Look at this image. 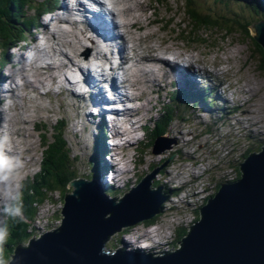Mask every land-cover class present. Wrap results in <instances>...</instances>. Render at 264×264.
<instances>
[{
  "label": "rangeland",
  "instance_id": "1",
  "mask_svg": "<svg viewBox=\"0 0 264 264\" xmlns=\"http://www.w3.org/2000/svg\"><path fill=\"white\" fill-rule=\"evenodd\" d=\"M34 1L37 3L40 1L42 2L43 0H34ZM73 1L74 0H56L57 3L59 2L58 4L56 3L57 9H54V11H50L46 14H44L43 12L40 18L39 26L30 33V37L28 39L29 43L30 41L32 40L35 41L36 38L40 37L42 38V41L40 42L43 44V47H46L45 45H47L48 51L49 48L55 47L58 51L62 50L63 52L72 55L71 49L65 43L70 41L73 43L75 41L77 43L78 42L81 43V45L83 46L81 52L86 53L88 48L83 43V41L85 39L84 35L88 34L87 31L79 32L75 34L74 37L71 36L70 33L69 35H64L63 26L71 25V19L67 17L64 18L63 20H58L60 17H64L68 13V11H70L69 7L67 6L68 5L72 6L74 4ZM173 1H175V3ZM173 1L166 0V4H168L170 7L173 6V9L175 11L177 0H173ZM200 1L205 2L208 5H212V6L216 5V6L224 7V5H222V3L220 2L221 0H200ZM49 2H50L49 5L50 7L56 6V5H52L54 0H49ZM137 2L142 4L143 7H145V11H147L146 15L149 18L150 17L153 19L156 18L158 20L157 24L153 25L148 29L142 30L141 32L139 31L133 32V34L135 33L134 36L135 40L141 41L142 39V41L143 40L150 41L149 44L148 43L144 44L148 49V51L145 52L144 56L145 57L158 56V55L164 56L165 53H161V52L165 51L166 48L168 47L170 49H175L177 53H186V58L189 57L191 62H194L198 58L199 59L201 58L200 60L204 63V65H199V67L201 68L205 67L207 68V70L209 68V72L210 70H214L213 73L218 72V74L220 75L221 74L219 73L220 70H221L220 72H223V70H225L226 68L232 70V72L229 73L230 75H226L225 73H222V75L226 78L224 84L220 83L217 77H213L207 74L202 75V77L205 78V81H203V83H205L204 87H208L214 93L216 92L213 90L214 86H219V85L221 86L222 84L226 85V82L229 84L230 83L235 84V90L238 89L237 91L238 98L237 101L234 102L230 100L229 104L233 105L235 108L237 106L238 109L241 108L239 109L240 112L237 111L235 112L234 109H231L229 107H228L229 110H225V107L221 104L219 100L218 101L214 100L217 104L214 106V109H208L207 107L202 108L201 106L194 108L193 106L188 105L186 101L184 103L179 104V102L175 100L176 101L175 103H177V105L180 107V109L177 110L176 114L180 115L182 119H186V121L189 120L188 125L186 124V121L180 120V121H175L173 127L171 128L172 122H170L167 126V130H168V137L169 139L172 140V143L167 146L168 148L165 149L164 152L155 154V151L153 150L152 147L154 140L153 132H154L155 123L149 125L150 129L148 128L146 139H141V136L143 135L141 130L145 129L144 128L145 125L146 127H148L147 125L153 119V117L157 119L158 118L156 117L157 114L161 111V108L164 107V105H161L159 107L158 112H155L158 99L159 101L162 100L160 97V94L163 90V88L160 87L161 82H164L166 85L167 84L171 85L175 83L174 78H172L171 81H168L165 78L162 67L164 66L167 70L170 71L171 69H173L174 75L176 77V83L179 82L178 80L179 77H177L176 75H181V78L184 82L190 80L188 75H183L185 71L182 72V70H180L181 68L178 69L168 64H163V66L160 65L158 67V72H157L159 75L161 76L163 75V79H161V81H159L155 85L154 91L147 102L145 100H141L142 105L145 103V105L143 106H145L146 108H140L138 111H134L133 114L132 111H129L125 115L120 116L122 119L123 118L125 119L127 117L131 118L134 116V114H136V116H138V123L137 124L130 123V119H129V122L123 125L126 128L127 133H124L123 135H120L118 132L116 133L119 134L120 137H123L121 140L119 139L118 141L119 143L122 142L121 149L116 150L114 146H113L114 149L113 147L111 149L109 143H106L107 144L106 147L108 148V151H111V156L113 158L112 161L117 163L116 160H121V161L123 160V164H124L123 170L127 169L128 172L125 175L123 170H121L122 171L121 174H124L121 176V178L120 176H115L114 175L115 172H113L112 176H109L110 179L103 180L104 179L103 178L101 181L105 185H109V180L110 183H112L114 180V176L116 177L117 180L120 178L119 182L121 184L125 183L128 187H130L125 190L128 192L131 191L138 184L136 182L138 176L142 178L145 177V175L150 173V169L152 166L159 165L157 167H161V168L153 175L150 183L153 190H157L159 187L161 188V193L165 197V200L162 202L165 211L163 214H161L162 219L159 220V222L155 224L154 229H151L150 231L154 233V235L158 236V237L154 236L157 240L166 241L165 243H160V244L169 245V243L174 242L175 238L178 236L176 234V229L181 227L186 222H188L189 219H193L192 212L190 211L189 208V204L191 205L193 203L194 206L198 202L197 200L207 199L214 193L215 184L218 183L216 178L221 172L224 171V170H220L219 172L216 173L217 169L215 168L222 161V159L225 160L226 167H230L232 162L236 164V166L243 163L242 161L244 157L243 155L246 152V149L244 147L237 146L235 142V136L237 135H239L240 137L248 136L249 138L248 141L250 142L248 150H254L264 145V134H263L264 133V70L260 68L259 61L254 58L253 60H251L252 58L250 59L248 58L250 64L248 65L247 69H245L246 65L248 64V59H247L248 56L245 55V53L243 52L241 53L240 51H237V53L240 56L238 57L236 54H234L236 51H233L232 49L222 48L221 44L218 43L216 40H214L215 42L212 41V43L209 42L210 41L208 40V37L210 35L209 33H208L209 35L205 37V36H201V34L198 32L199 34L195 33V36L191 37L189 33H184L180 28L179 31H176V29L171 26L170 27L168 26V28H166V25H163L165 22L164 19H162L163 13L158 12L157 14L156 12L153 11L155 7H157L156 8L157 10L160 9L158 8L159 5L156 2V0H138ZM234 2L238 3V1H234ZM61 7L65 8V12L63 14H62L63 9L61 10L59 9ZM230 8H232V10H230ZM227 9L230 10L231 14H228L226 13V10L222 11L221 9H217L218 12L216 13L226 18H230L234 16L233 14L240 13L246 16L247 21H250L252 23L260 18L258 16L257 17L253 16L254 17L253 21L249 20L248 16L249 14L252 13V10L250 9L248 11H245L246 10L245 7L243 8L237 6L236 3H232L229 8L227 7ZM174 11L170 14L168 13V15H166L165 17L169 18V16L171 17L175 16ZM200 11L202 15L208 14V13L206 14L202 9H200ZM32 15L33 13H29V16ZM183 16H184L183 13H180L177 16H175L176 18L175 22H178ZM53 18L56 20L57 26L55 29L52 28L50 33L52 32V30H54L58 34L51 35L46 40L45 36H43L42 34L43 31L42 26L44 24L49 23L50 20ZM217 19H222V18H217ZM161 21L163 24H161ZM185 21L188 22L186 18ZM239 27L243 28L245 26L243 25ZM236 29L245 32L241 28H236ZM250 29L248 31H250ZM165 30H167V32H163ZM170 33H172L175 36H183L182 37L183 43L180 41L177 42V39L173 42L171 41V39H169L167 43L162 42L161 41L162 38L166 39V37ZM190 40L192 41L194 40V43H191ZM195 41H197V43ZM216 42L218 44H216ZM27 45L28 43H22L16 49L10 50L8 57H10L9 61L12 65L6 66V68L4 66V68L0 70L1 71L0 72V82H1L0 103L2 102L1 99H4L3 98L4 94H7L10 97H12V99H8L5 101L3 100L2 104H0V112H3L4 110H9L11 108L17 109V111L11 110L10 113L7 114L8 117L7 116L6 117L7 118L10 117L13 121L15 119H18L20 122L19 125L15 127L17 129L16 132L20 135L19 138L17 139V143L19 145V150H20L19 153L21 155H17L16 157L18 164L17 169L19 171V174L16 175L15 177L16 184L19 185L20 193L24 188L22 183L27 182L30 178H34L35 176H37V174L40 173L41 164H42L41 162L43 160L44 152L46 151V147H45L46 144H44L43 133L41 138V135L39 134L40 132L37 131V128L35 126L37 125L47 126V129L51 128L52 130V127L59 125V122L57 123V120L60 121L65 120V122H67L65 136L72 151V158L73 159L76 158L77 161H79L78 162L79 165L77 167L79 168L80 174L84 176V174H86L87 172V170L84 169L86 160H88L91 156L94 155L95 149L92 144L93 141H95L96 139V138L94 139V137L96 136V132L99 130V127L102 125L103 122L108 123L107 119L100 114H98L96 119H93L92 114L89 113L88 110L86 111L80 109L76 110L77 105L74 106V104L70 103V99L66 97L67 96L66 92H71V91H68V87L67 88L63 87L64 86L63 82L57 85H61V84L63 85L60 86V89L62 90L64 88V91H62L64 94H61V91L60 94H58V89L52 90V86H51L50 92L52 91V93L49 94L48 96H43L42 91L38 90L40 89V87H37L36 91H33L31 89L26 90L25 87L23 86V81L21 78H18L14 84L8 82L7 78L11 70L12 73L14 70L12 69L13 64L16 65V67H18L19 66L18 64H20L22 68L28 70V67L26 66L24 61L20 59L21 57L31 58L30 50L34 45L29 44L28 47ZM151 47L157 49V51L150 52L149 50L151 49ZM89 48L91 50L98 51L97 49L98 46H96L95 44H91ZM1 53L2 51L0 50V56ZM54 55H55L54 53L52 55L49 53V56L52 58V60L58 62V58ZM192 57L196 58V60H193ZM256 57L258 58L259 56ZM239 59H241V63L245 65V67H243L242 69V70L245 69V71L239 70L240 67L242 66L241 64L238 63ZM45 62H51V59H49L48 57L46 58ZM73 62L75 64V67L70 66V68L59 71L58 73L61 75V78L63 79L65 77V74L66 73L68 74L69 72L70 76L69 77L66 76L64 79L66 81L67 78L66 83L72 89H75V87L71 85L72 83L71 84L68 83V79L69 81H72L74 83L73 80L75 77L73 73L75 72V69L84 66V64H80V62H78V60L75 59ZM217 62L219 63L228 62V63L225 64L222 63L225 65L224 68L223 66L217 65L216 64ZM97 63L101 65L103 62L97 61ZM195 63L197 62H194L193 64L194 67L198 68L196 67ZM237 63L239 64V67L236 66L235 68V64ZM232 64H234V66H232ZM248 70L250 71L248 72ZM65 71L67 72L64 73ZM204 73H206V71ZM24 74H26V72H24ZM26 76L28 78V81L31 82L34 81L33 78L31 77V74L28 73V75ZM202 77H195L192 78V80L195 81L196 78H202ZM250 79L254 81L255 85L251 86V83L247 81ZM90 83H91L89 84L90 86L87 88H90L102 100L101 104L99 105L95 104L94 107L99 108L97 112L101 111L105 113L106 112L105 108H107L106 107L107 96L100 94L102 92L95 88L96 84H99V82L91 80ZM256 84L258 85L256 86ZM47 85L49 86L51 84L48 83ZM17 86H19V89L17 91H14L13 94L2 93L3 89L6 87L15 89ZM45 87H41V88H45ZM250 87L258 88V91H253L256 93V95L252 93L245 94V92L244 94L241 93L242 90L248 91V88ZM157 94L159 95L156 97L154 103L153 97ZM164 99H166L165 96ZM153 107L154 110L149 116V112L147 110H151ZM206 111H209L211 115L207 114ZM244 112L246 115L244 114ZM88 116L90 117L86 118ZM196 116H198V119H196ZM22 117L23 120L21 119ZM107 118H109V116ZM210 119H213L214 121L213 120L210 121ZM218 119L221 120L223 119L222 121H225V123H221L223 125L221 130H219L220 122H217ZM164 120H167V118L163 119L161 123ZM205 122H209V123H205ZM93 126H96L95 131L93 130ZM174 127L176 128L175 130L178 132L180 136V141L175 139L172 135H169V132ZM182 127H185L184 131ZM198 127L201 133V137H199L200 136L199 132L197 130H194L195 128ZM7 129H8L7 126L0 127V133H1L0 158H6V153L1 144L3 141L10 139L8 136L10 132H8ZM220 135L222 136L220 137ZM46 136L48 140L51 134L49 133ZM106 136H109L108 132ZM134 136L136 137L135 139ZM48 141L49 143H53L52 138H49ZM143 142L146 143V146L142 147L143 149L142 151L140 144ZM28 151L32 152L33 155L32 158H27L25 156ZM105 161L109 164L106 158ZM81 164L84 165L83 168L80 166ZM116 167L121 168V164ZM202 172L204 174L200 176ZM226 172L228 173V175H226L227 178H231V175L233 174L232 171H226ZM229 173H231V175ZM0 189L2 190V185H0ZM177 190L178 191L181 190V191L177 195H175L178 192ZM108 192L109 190H107V193ZM58 195L59 194L55 193V195L53 194L51 196L52 199L51 201H53V203L46 202L45 204L39 206L38 214L32 228L33 233L36 230L35 232L36 235H40V234L43 235L46 233L45 232L46 230H50V226L57 225L58 222L55 220V217L58 214L59 210H61V208L63 207L59 202L60 199ZM112 198L120 200L123 197L119 195H114L112 196ZM61 201L64 202L63 200ZM3 207H4V202L0 198V209H2ZM169 209L170 211H168ZM15 219L16 218L5 216L2 213V211H0V226L7 227L9 225L8 223H10L11 221L14 222ZM135 228L132 229L130 236H126L122 238V240L131 239L132 237L133 238L139 237L135 239L136 241L133 242L129 240L128 241L132 244H140V242L143 241L142 240L143 237L141 236L147 235L146 232L149 229L143 226L142 227L137 226ZM155 229H158V231L155 232ZM120 239L121 236L115 235L114 238L110 239V241L107 244V247L108 248L120 247L119 243L117 242L118 240L120 241ZM146 244L149 246L150 243L143 242L141 243L140 246ZM175 250L177 251L179 249H175ZM0 259H2L1 253H0Z\"/></svg>",
  "mask_w": 264,
  "mask_h": 264
},
{
  "label": "water",
  "instance_id": "2",
  "mask_svg": "<svg viewBox=\"0 0 264 264\" xmlns=\"http://www.w3.org/2000/svg\"><path fill=\"white\" fill-rule=\"evenodd\" d=\"M156 2L163 16L174 11L166 0ZM176 2L174 15L183 13L185 17L175 22V16H164L168 26L191 37L195 33L205 37L210 34L209 42L216 40L222 48L236 51L238 57L240 51L247 59H257L264 70V23L255 24L245 33L221 22L218 25L214 19L203 21L201 12L187 0ZM249 59L246 67L239 59L240 71L247 69ZM168 145L156 149L155 154L164 152ZM160 168L143 177L118 203L107 198L94 182L82 179L71 183L69 188L74 191L63 200L62 227L20 247L10 264H264V148L241 165L242 181L224 184L201 208L203 220L193 226L181 249L155 256L140 248H107L116 234L161 213L165 197L160 187L153 190L150 183Z\"/></svg>",
  "mask_w": 264,
  "mask_h": 264
},
{
  "label": "bare ground",
  "instance_id": "3",
  "mask_svg": "<svg viewBox=\"0 0 264 264\" xmlns=\"http://www.w3.org/2000/svg\"><path fill=\"white\" fill-rule=\"evenodd\" d=\"M137 1L138 0H100V1L94 2L92 0H85L86 8L88 10H84L82 2H79L76 5V7L74 8L75 12L80 13V14L88 13L85 16V19H83V21L80 23L81 26L84 28L80 29V27L76 26V24L71 21V25L63 26L64 27V30H63L64 35H69V33H70L71 36L74 37L75 34H77L79 32H86L88 30L90 32L91 36H89L88 34L84 35L85 39L83 41V43L87 46L86 43L92 42L93 38L95 39V37H96L95 33H96V35L100 36L102 39H105L106 45L104 46V49H103V51L105 53L102 52L101 50L100 51L99 50L94 51V50L90 49L91 56L86 58L85 55L83 54V52H81V49L83 48V46L81 45L80 42L77 43L75 41L73 43L71 41L65 43L71 49L72 55H69V54L63 52L62 50L58 51L55 47L49 48V51H48L47 45H45L46 47H43V44L40 42V41H42V38L38 37L35 39L36 45L30 50V52H34V51L37 52V59H36L37 62L44 63L43 60L49 57V59H51V61H52L51 65L48 64L45 66V68H44V66L40 67L39 64H41V63L36 64V62L33 63V61L30 60L29 57L28 58L27 57H23V58L21 57L20 59L24 61V63L28 67V70L27 69L25 70L24 68H22L20 66V64H18L19 65L18 67H16V65L13 64L12 69L15 70V68H16V70L15 71L13 70V73L11 70V72L7 78L8 82H11L12 84H14L18 78H21L23 81V86L25 87L26 90L31 89L33 91H36L37 87H45L48 83L51 85H49V86L47 85L46 87H48L50 89L51 86L53 88L55 85L64 81V83H65L64 88L68 87V91H71V92L76 90V88L78 91V89H80L78 87V85H80L81 83L83 84V86H85L84 88H87L90 86L89 84H91L90 83L91 80L99 82V84H96L95 88L100 90L102 92L101 93L102 95L107 96V99H106L107 100L106 101L107 102V104H106L107 108H105V111H106L105 113L100 111V112H98V114L102 115L108 121V123L103 122L102 125L99 127V130L101 127H103V128L105 127L106 135H107V132L109 133V136H107V143H108L109 139H111V135L113 134L112 133L113 130H114V133L118 132L120 135L127 133V130L123 125L128 123L129 119H131L130 117H127L128 119L127 118L122 119L120 117L121 115H125L127 112L126 113H122V112H116L115 113L114 112L115 113V114H113L115 117L114 123L112 124V126H110L111 111H113V109L115 107L120 108L121 104L127 103L130 99V97L128 99L125 96V93H123V89H122L121 85L123 86V84H124L126 88L131 90V94H130L132 96L131 101L135 102L136 99H141V100H145L147 102L149 100L151 94L154 91L155 85L159 81H161V79H163V75L161 76L157 73L158 67L160 65L163 66V64H168V65H170L174 68H178V69L181 67L180 70H182V72H184V71L186 72V73L184 72L183 75H188V77L190 79H191V77H193V78L202 77L203 74H207V75H210L213 77H217V79L219 80L220 83H222L225 80L223 77H221V75L218 74V72L217 73L209 72L207 70V68H205V67L195 68L193 65L194 62H191L189 57L186 58V53H177L175 49H170L167 47L165 51L160 50V51H162L161 53H167L169 55H172L175 58V63L164 62L163 58L159 55L158 56H147V57H145L144 54L146 51H148V49L146 48V46L144 44H146V43L149 44L150 41H148V40L142 41V39H141V41L135 40L134 39L135 33L133 34V32L134 31L141 32L142 30L148 29V28L152 27L153 25L157 24L158 20L156 18H154V19L151 17L149 18L146 15L147 11H145V7H143V5L138 3ZM74 2H76V0H74L73 3ZM103 3L108 4L110 6V8H111L110 12L108 9H106V6H104ZM156 8L157 7H155L153 9V11L158 14L159 11ZM165 14H166V12L164 13V16H165ZM75 15H76L75 13L72 14L70 11H68V13L64 17H60L58 20H63L64 18H67V17H69L72 20V18ZM164 16L162 17V19H164V21H165ZM90 17L98 21L97 26L95 25V23H94L95 26L88 24L91 21ZM161 24H163L162 21H161ZM163 25H166V28H168V25L165 22ZM56 26H57V23H56V20L54 18L51 19L49 23L44 24L42 26V29H43L42 34H43V36H45L46 40L49 38V36L58 34L54 30H52V32L50 33L51 29L52 28L55 29ZM67 26L74 27V29L68 30ZM163 32H167V30H165ZM178 37L179 36H175L172 33H170V34H168L166 39L162 38L161 41L164 43H167L168 40L171 39V41L173 42ZM150 38H152V37H150ZM96 39L99 40L98 37H96ZM92 44H94V43L92 42ZM41 47H43V48H41ZM160 48H161V46H160ZM149 51L154 52V51H157V49L151 47V49ZM49 53L51 55L54 53L55 54L54 56H56L58 58V62L53 61L52 58L49 56ZM114 58H116L118 60V64L115 68H111V73L113 75H115V71L117 69H123L125 71L124 73L126 74V76H125L126 80L123 84L120 82L121 85L115 81V77H113V80L111 81V84H110L109 80H108L109 77L101 72V66L103 64L110 63L112 61V59H114ZM74 59L78 60V62H80V64H84V66L80 67L79 70H77V71H81L80 72L82 74L81 75V82L77 81V82H74L75 83L74 84L72 81H69V79H68V83L69 84L72 83L71 85H73V87H75V89H72L66 83L67 78H66V81L64 79L67 76V74H65V77L62 79L61 75L58 72L65 70V69H68V68H70V66L75 67V64L73 62ZM186 59H187V61H186ZM200 59L198 58L196 60V58H193V60H196V62L199 63V65H204V63ZM225 59H226V57H225ZM97 61H102L103 63L100 65L99 63H97ZM114 63H115V61H114ZM222 63H224V62H222ZM222 63L217 62L216 64L224 67L225 66L224 64L228 63V62H225L224 64H222ZM89 65L95 67V69L98 72L100 71V74H98V72L96 74L94 72L86 73L89 70ZM177 65H180V67ZM182 67L184 69H182ZM162 70H163L165 78L168 81H171V79L173 78V73L170 70H167L164 66L162 67ZM77 71H75V72H77ZM205 71H206V73H204ZM220 71H219V73H221V74L225 73L226 75H230L229 73L232 72V70H230L228 68L223 70V72H220ZM24 72H26V74H24ZM28 73L31 74V77L34 80L33 82L28 81V78L26 76V75H28ZM85 74H86V77H85ZM178 74H179V72H178ZM34 78H36V79H34ZM175 79H176V77H175ZM102 81H104V82H102ZM247 81L251 83V86L255 85L253 80L250 79ZM257 85L258 84H256V86ZM103 87L111 88L114 92V97L112 98V96H110L107 92H105ZM160 87H162L161 84H160ZM18 89H19V86H17L15 89H11L10 87H6L3 89L2 93L13 94L14 91H17ZM139 90H140V92H139ZM213 90L216 91L215 88H213ZM253 91H258V88L257 87H255V88L250 87V88H248L247 93H252V94L256 95V93ZM89 92H90L89 95L91 97L89 98L88 105H86V106L84 105V106L80 107V110H88V112H89V109H90V113L94 115V113H96V110L97 111L99 110V108H95L94 105L95 104H98V105L101 104L102 100L90 88H87V93H89ZM51 93H52V91L51 92L49 91V94H51ZM158 95L159 94H157L153 97L154 103H155L156 97ZM257 96H259V95H257ZM3 98L6 100L12 99V97H10L7 94H4ZM141 105H142V103H141ZM143 105H145V103ZM143 105L140 106V108H146ZM140 108H138L136 110H132V114L134 113V111H138ZM11 110L17 111V109L11 108L9 110H4L5 112L4 111L0 112V127L7 126V128H8L7 131L10 132L8 134L10 139L3 141L1 145H2V147L6 153V158L17 163L16 157H17V155H21L19 153L20 150H19V145L17 143V139L19 138L20 135L16 132L17 129L15 127L18 126L20 122L18 119H15L13 121L10 117L7 118L8 117L7 114H9ZM153 110H154V107L151 110H147L149 112V116L151 115ZM88 112H87V114H88ZM117 115H119V116H117ZM108 116H109V118H107ZM134 116H136V114H134ZM86 118H88V117H86ZM21 119L23 120V117ZM121 119H122V121H121ZM131 123L137 124L138 123V116H137V120L135 122H131ZM123 127H124V129H122ZM144 128H146V125L144 126ZM93 130L94 131L96 130V126H93ZM99 130L97 131L96 134H99ZM194 130H197L199 132V135H201L199 127L195 128ZM119 134H116V135L122 139L123 137H120ZM97 136H95L94 139ZM135 138L136 137L134 136V139ZM0 139H1V133H0ZM185 142H186V140H185ZM36 152H37V150H36ZM25 156L27 158H32L33 155H32L31 151H28ZM14 172H15V177H16V175L19 174V171L16 168L14 170ZM105 175H104L103 180L110 179L109 176H112V173L110 171V173L106 177H105ZM101 185L103 188H105L107 186L104 183H102ZM1 199L5 203L4 199L3 198H1ZM168 204H170V203H168ZM157 231H158V229H155V232H157ZM141 247L142 248H148V245L146 244V245H143Z\"/></svg>",
  "mask_w": 264,
  "mask_h": 264
},
{
  "label": "trees",
  "instance_id": "4",
  "mask_svg": "<svg viewBox=\"0 0 264 264\" xmlns=\"http://www.w3.org/2000/svg\"><path fill=\"white\" fill-rule=\"evenodd\" d=\"M230 1L231 0H221L220 2L222 3V5H224V7H220L216 5H208L207 3L201 2L200 0H187L189 4H192L194 7L196 6L199 11L200 9H202L206 14L208 13L207 15H201L203 17V21L207 22L208 19H214V21H216L218 25L221 21V24H224L226 27L241 28L246 33L249 32L248 30L251 24H249L250 21L246 20L245 15L236 13L233 14L234 16L230 17V19L220 16L216 13L218 12L217 9H221L222 11L226 10V13L231 14L230 10H232V8H230V10L227 9V7L229 8L231 5ZM56 3V0H54L52 5H57ZM49 5V0H43L42 2L40 1L37 3L34 0H0V50L2 51L0 56V70L5 64L4 61H7L10 50L20 46V44L22 43H29L28 39L30 37V33L39 26L40 18L43 12L47 13L53 8ZM237 5L243 8L245 7V11H248L250 9L252 10V13L248 16L249 20L253 21V16H258L260 17V19H264V0H243L242 3H237ZM29 13H33V15L29 16ZM225 19H227L228 21ZM246 21L249 23H246ZM243 25L245 26L243 27L244 29L242 27H239ZM182 37L183 36H179L177 38V42H181L183 40ZM173 109L171 108V110L168 112L171 113L169 116L173 115ZM165 115L166 113L163 114L160 121L163 120ZM171 121L172 118L164 120L162 123H159L157 125L153 132L154 140L152 147L154 146L155 141L159 139V137H164L165 135H167V126ZM38 129L43 131V140L44 144H46V151L44 152L40 173L37 174V176H35L34 178H30L27 182L22 183L24 188L21 191L20 203L22 204L24 220L21 221L20 219L16 218L14 222L11 221L10 223H8L9 225L7 226V236L4 239L3 244L0 245V253L2 255V259L7 260V264H10L12 262L13 257L16 255L17 250L20 247L26 246L31 241L41 238V234L36 235V230L33 233V224L37 217L39 206L45 204L46 202L53 203V201H51V196L53 194L55 195V193L59 194V202L63 207L61 208V210H59L58 214L55 217V220L58 222L57 225L53 226L51 224L52 226H50V230H46L45 232L53 233L58 231L62 227V213L65 207V201L62 202L61 200H64L65 196L71 195L73 193V191H71V189L69 188V185L73 182L79 181L80 176H83L80 174L79 168L77 167L79 165V161H77L76 158H72V151L65 136L66 125L63 122H60V125L58 127H52V130L51 128L47 129V126L39 125ZM101 129L102 131L100 130L99 135L96 137L93 143L95 149L94 155L86 160L84 169L87 170V172L83 176V178H85L88 182L94 181L98 184L100 183V180L104 178L105 174L106 177L110 173V166L104 158V153L105 151H107L106 129L105 127H101ZM49 133L51 134L49 138H52L53 143H49V138L47 140L46 135ZM172 135L175 139L180 141V136L176 130L174 131V133H172ZM199 137H201V135ZM144 146H146L145 142L140 144L141 149ZM259 148V150L261 151L262 147ZM259 150L256 152H259ZM253 151L254 150H249L242 161L244 162L246 158L250 154H252ZM80 166L82 168L84 167V165L82 164ZM157 166H152L150 169V173H148L147 175L152 174L153 170ZM234 168V170L237 172L236 180L234 182L238 183L243 180L244 175L240 168V164ZM203 174L204 173H202V175ZM145 177L147 176L145 175ZM142 180L143 178L138 176L136 182L140 184ZM109 186L110 185H107L104 190L108 189ZM221 187L222 186H219L217 189H215L214 194L204 202V206H207L210 200L214 199L218 195ZM108 194H112V192L109 191ZM163 211H165L164 205L161 206V214H163ZM161 214L155 216L151 220L144 221L139 225L145 227L153 226L162 219ZM192 217L193 219L190 220L194 221V226L201 220H203V214L199 210H194L192 212ZM188 228H186L184 225L176 229V234L178 236L175 238L174 242L170 243L171 248H174V250L181 249L182 241L192 232V229L189 230ZM132 229L133 228L126 229L118 236L122 237L125 233H129V231ZM117 242L121 243V241L119 240ZM109 248L114 250V247Z\"/></svg>",
  "mask_w": 264,
  "mask_h": 264
},
{
  "label": "clouds",
  "instance_id": "5",
  "mask_svg": "<svg viewBox=\"0 0 264 264\" xmlns=\"http://www.w3.org/2000/svg\"><path fill=\"white\" fill-rule=\"evenodd\" d=\"M18 167V164L8 158H0V198H3L5 203L4 207L0 209L5 216L12 218H18L21 221L24 220L22 212L21 193L19 185L15 181L14 170ZM7 227L0 226V245L3 244L4 239L7 236ZM0 264H7V260L0 259Z\"/></svg>",
  "mask_w": 264,
  "mask_h": 264
},
{
  "label": "flooded vegetation",
  "instance_id": "6",
  "mask_svg": "<svg viewBox=\"0 0 264 264\" xmlns=\"http://www.w3.org/2000/svg\"><path fill=\"white\" fill-rule=\"evenodd\" d=\"M204 194V193H203Z\"/></svg>",
  "mask_w": 264,
  "mask_h": 264
}]
</instances>
